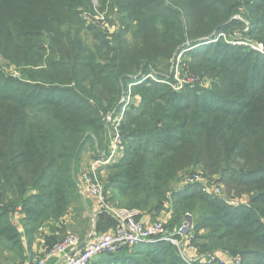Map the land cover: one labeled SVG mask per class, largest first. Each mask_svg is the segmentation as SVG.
<instances>
[{
  "label": "trees",
  "instance_id": "trees-1",
  "mask_svg": "<svg viewBox=\"0 0 264 264\" xmlns=\"http://www.w3.org/2000/svg\"><path fill=\"white\" fill-rule=\"evenodd\" d=\"M100 1L101 10L120 12L122 27L107 41L99 24L93 25L103 43L98 52L100 44L94 50L83 36L81 14L92 8L91 0H0V248L21 259L45 226L61 234L48 237L46 246L67 235L62 220L80 197L84 155L111 153L113 133L104 116L137 75L155 71L168 83L149 79L134 86L141 102L127 110L119 129L120 154L108 167L106 183L113 204L154 220L170 205L168 229L190 218L195 235L207 231L213 244L241 256L243 264H264V57L220 41L200 46L183 55L195 63L184 58L180 69L213 78L212 89L195 90L189 75L183 92L172 87L175 58L187 43L195 47L241 26L234 18L236 4ZM243 5L253 28L249 37L242 34L264 43V0ZM11 68L19 76L6 71ZM195 169L220 176L218 183L238 194H253L252 206L234 207L200 184L175 189ZM19 213L25 215L22 230L20 220L14 221ZM101 213L98 232L118 226L111 213ZM193 245L212 253L208 244L190 241ZM97 260L185 264L167 241L141 243Z\"/></svg>",
  "mask_w": 264,
  "mask_h": 264
},
{
  "label": "rangeland",
  "instance_id": "rangeland-1",
  "mask_svg": "<svg viewBox=\"0 0 264 264\" xmlns=\"http://www.w3.org/2000/svg\"><path fill=\"white\" fill-rule=\"evenodd\" d=\"M232 1L233 4H236V14L234 16L235 21L236 20H240L242 22L241 26L239 27H234L233 31L230 33H219L216 34L215 36H212L211 38H208L206 40V42L204 44L201 45H197L195 47H191V43H187L182 49L181 51L177 54L178 56H176L175 60H176V65H173L174 71L176 76L174 77V83L172 84L173 90L176 92H183L184 89L186 88V82L184 81V78L187 77L189 74H183L182 70L180 69V64L182 63L183 59L185 58L186 61L190 64H194L195 61L192 58V56L187 55V56H183L185 54H187L188 52H190V50H194L200 46H206V45H215L216 42L220 41L223 42L225 44H230V45H235V46H243L244 49H252L253 51H255L256 53H258V55H262L264 57V43L261 41H255L250 39H247L249 37V32L250 30L253 28L251 25V21L250 19H248L245 14L248 13L246 7L243 5L244 0H230ZM254 2H256L257 0H252ZM101 1L100 0H91L90 5H92L91 7H88L87 10L82 11L81 14V20L83 22V24H85V29L83 31V36H84V40L87 42V44L93 48L94 50L96 49V45H99L98 48V52L100 50V47L103 45L102 41L97 42L96 37H95V32H99L98 28L94 27L93 25H98L100 26L101 29L104 30V32L102 33V40H107L110 39L111 41H113L114 36H116V34L118 33V31L120 30V28L122 27L121 25V21L118 20V16L120 15V12H117L115 14H110L108 13V8H106L105 10L107 11H103L101 10ZM238 3L240 4V6L238 7ZM117 11V8H116ZM98 26V27H99ZM89 28V29H88ZM242 32H245L247 34L244 35L242 34ZM251 36V35H250ZM107 37V38H106ZM127 40H129V42H132V30L126 35ZM237 37L238 40L240 41H233V38ZM108 41V40H107ZM182 66H186L183 65ZM181 66V67H182ZM14 68L11 69H6L7 72H10L12 75L15 77L19 76V73H15ZM153 73L148 74V76H143L142 77V73L141 75H137L135 77V79L133 80V82H131L129 84V87L126 91L123 92V95L121 97V99L119 100V103L117 104V107H115L111 112L106 113V115L104 116V122L106 123V130L109 131L110 133H116L117 129H120L121 127V123L123 121V119L125 118V113L127 112V110L129 108L132 107H137L139 106L140 102H141V98L137 95H133V88L134 86H138V85H142L143 83H145L146 80L151 79L152 81H157L159 83H163L166 84L168 83V81L166 80H161L158 75L156 74L155 71H152ZM191 73V72H190ZM201 77H197V75L195 76V74L193 75L190 74L189 75V79L192 82V84L195 87V90L203 93L204 91L208 90V89H212L211 84H212V79L211 77H204L202 80L200 79ZM117 110H119L117 112ZM120 123V126H119ZM115 143H117V141H115ZM122 152V151H121ZM92 151H87L86 154L84 155V165L86 164L85 168L83 169V171L87 172L90 170V167L93 166L94 164H97V167L99 168V172H100V177L102 182L104 183V185L106 186L107 182H108V178H109V171H108V167L114 163V161L117 160L118 156L120 153H118V155H116L114 158L110 159L109 157H107V153L105 154H101L98 156H95L94 154H92ZM110 156V155H109ZM107 157V158H106ZM110 159V160H109ZM196 170V169H195ZM84 172V173H85ZM194 174H199L202 177L203 174L206 176L204 177L205 180H207L208 182H212V184L218 185L220 186V188L222 189L223 192V197H220L221 199H223L226 203L231 205L232 202V206L234 207H238V206H252V200H253V194H249V193H242V194H238L239 192L234 188V189H230V186H227L226 184H221L218 183V180H220V176L218 175H208L204 172V170H199L197 169L195 171ZM186 185V182L184 180H179L178 182L175 183V189L179 190V189H183ZM107 199L109 201V203L117 208H123V207H118L115 204H113L112 202V194L110 193V191L107 190ZM237 202V203H236ZM170 205L168 206V210L167 212H164L165 215H163L162 217H160L157 220H163L166 222L167 228L169 227L170 224V220L172 218V210L169 208ZM25 218V215L23 213H19V215H17L16 217H14V221L16 222V220H20V225H18V227L22 230L23 228V219ZM155 220V221H157ZM153 221V222H155ZM23 222V224H22ZM47 227V226H45ZM45 227L42 228V230L40 229V233L42 231V235H37L35 241L37 242L35 244V246H38L37 251L33 250V245L32 248H29L25 254H23V258L21 259H15V253H11L8 250H4L6 248H0V264H38V260L40 259V256H38V250L42 253L45 254L47 251H49L53 246L62 243L64 241V239L69 236L70 234H67L60 242H56L53 244V246H46V242L47 240H45L44 235V230ZM47 230V229H46ZM39 233V232H38ZM77 237H80L79 234H74ZM192 238H191V244L194 241L196 244H201L206 245V248H209L212 253L210 252H206L204 253V251H202L200 248V246H195L193 245L192 247H194L195 249V258H192L190 256H188L186 253H184V250H187L188 247L190 248L191 246H186L185 249L183 248V246H176L175 244L171 243L172 245H174V248L176 249L178 255L180 256V258L183 260V262L185 264H202L199 260L202 258H209V257H215L217 256V258L220 259H231L233 256H231L232 254L228 252V250L223 249L222 247H218V245L213 244V242L208 238V232L201 230L199 232V235H204L199 237V235H195V233H191ZM43 236H44V240H43ZM53 238L56 235H51ZM27 242V239H24ZM38 240V241H37ZM41 255V254H40ZM43 257V256H42ZM99 258V257H98ZM97 258V259H98ZM25 259V260H24ZM95 259V260H97ZM93 262H95L93 260ZM91 262V264L93 263Z\"/></svg>",
  "mask_w": 264,
  "mask_h": 264
},
{
  "label": "built area",
  "instance_id": "built-area-1",
  "mask_svg": "<svg viewBox=\"0 0 264 264\" xmlns=\"http://www.w3.org/2000/svg\"><path fill=\"white\" fill-rule=\"evenodd\" d=\"M121 143L120 130L117 129L111 140L110 159L118 155ZM81 180L85 183V187L96 206L101 211L110 212L118 221V226L107 233L93 236L85 243L79 237L69 235L62 243L47 251L38 264H46L51 259H60V264H91L93 260L102 255L116 254L124 249H132L138 244L152 241H167L176 246H189L193 228L189 219L181 226L170 230L163 220L144 223L138 219V210L112 206L107 199L106 186L101 180L97 164H94L89 171L83 173ZM183 180L187 185L200 184L203 191L209 195L223 197L220 186L208 182L199 174L188 175ZM231 205H233L232 202ZM190 248L195 252L194 247L191 246ZM199 261L202 264H243L241 256L232 257L231 259H220L215 256L202 258Z\"/></svg>",
  "mask_w": 264,
  "mask_h": 264
},
{
  "label": "crops",
  "instance_id": "crops-1",
  "mask_svg": "<svg viewBox=\"0 0 264 264\" xmlns=\"http://www.w3.org/2000/svg\"><path fill=\"white\" fill-rule=\"evenodd\" d=\"M92 154H94V153H92ZM84 163H85V161H83L82 168H81V171L79 173L78 185H79V193H80L79 196L80 197L78 200H75L74 202H72L68 214L62 220V223L65 226V234H70V235H74L75 233L79 234V236H81V238H82L83 243L90 240L91 238H93V236H96L97 234L107 233V230L101 231V232L97 231L100 216L102 215V213H101L102 211L96 206L94 200L91 198L89 191L85 187V183L81 180V175L85 172V171H83V169L86 166V164L84 165ZM123 208H125V207H123ZM163 215H165V214L164 213L161 214L157 219H159ZM138 219H140L144 223H151V222L155 221L150 215H148L146 213H142V212H139ZM59 228H61V227H59ZM111 230H113V229H111V228L108 229V232ZM41 233H42V231H41ZM41 233L39 232L38 235H42ZM44 235H45V237L49 236V238H51L52 237L51 235H53V234L49 228H45ZM57 235L61 236V234H59V233L56 234V236ZM59 239H61V238H59ZM43 240H44V236H43ZM45 240H47V238H45ZM36 243H37L36 241L33 242V250L34 251H37V249H38V246L37 245L35 246ZM185 247L186 246H183L184 249H185ZM25 248H26V250H28L29 246H25ZM39 250L37 252L38 256H40V259L38 260V262L42 259V256L44 255L42 253V251H44V250H42L41 252ZM184 253H186L188 256H190L192 258L196 257L195 253L189 247L187 250H184ZM59 260L60 259L50 260L49 262H46V264H60ZM94 261L95 262H93L92 264H98L97 263L98 260H94Z\"/></svg>",
  "mask_w": 264,
  "mask_h": 264
},
{
  "label": "water",
  "instance_id": "water-1",
  "mask_svg": "<svg viewBox=\"0 0 264 264\" xmlns=\"http://www.w3.org/2000/svg\"><path fill=\"white\" fill-rule=\"evenodd\" d=\"M189 219V221L192 223V220L190 219V218H188Z\"/></svg>",
  "mask_w": 264,
  "mask_h": 264
},
{
  "label": "bare ground",
  "instance_id": "bare-ground-1",
  "mask_svg": "<svg viewBox=\"0 0 264 264\" xmlns=\"http://www.w3.org/2000/svg\"><path fill=\"white\" fill-rule=\"evenodd\" d=\"M51 260H55V259H51ZM50 261V260H49Z\"/></svg>",
  "mask_w": 264,
  "mask_h": 264
}]
</instances>
